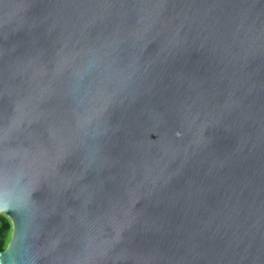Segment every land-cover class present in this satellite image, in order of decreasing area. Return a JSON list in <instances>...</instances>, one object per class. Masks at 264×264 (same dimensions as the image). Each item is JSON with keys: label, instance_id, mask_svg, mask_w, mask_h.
<instances>
[{"label": "water", "instance_id": "95a60500", "mask_svg": "<svg viewBox=\"0 0 264 264\" xmlns=\"http://www.w3.org/2000/svg\"><path fill=\"white\" fill-rule=\"evenodd\" d=\"M0 264H264V0H0Z\"/></svg>", "mask_w": 264, "mask_h": 264}, {"label": "trees", "instance_id": "16d2710c", "mask_svg": "<svg viewBox=\"0 0 264 264\" xmlns=\"http://www.w3.org/2000/svg\"><path fill=\"white\" fill-rule=\"evenodd\" d=\"M8 228H9L8 221L4 216L0 215V250H2L6 245L4 238Z\"/></svg>", "mask_w": 264, "mask_h": 264}, {"label": "rangeland", "instance_id": "374dc122", "mask_svg": "<svg viewBox=\"0 0 264 264\" xmlns=\"http://www.w3.org/2000/svg\"><path fill=\"white\" fill-rule=\"evenodd\" d=\"M0 215L4 216L6 218V220L8 221V223H9V228L6 231L5 238H4L5 243H7L8 239H9V236H10L11 225H10L9 219L4 214L0 213Z\"/></svg>", "mask_w": 264, "mask_h": 264}]
</instances>
